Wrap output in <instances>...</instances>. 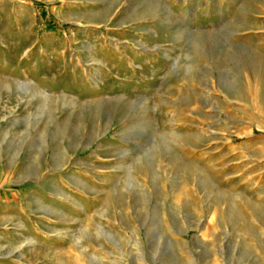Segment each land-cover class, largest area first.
<instances>
[{"label": "rangeland", "instance_id": "obj_1", "mask_svg": "<svg viewBox=\"0 0 264 264\" xmlns=\"http://www.w3.org/2000/svg\"><path fill=\"white\" fill-rule=\"evenodd\" d=\"M0 264H264V0H0Z\"/></svg>", "mask_w": 264, "mask_h": 264}]
</instances>
